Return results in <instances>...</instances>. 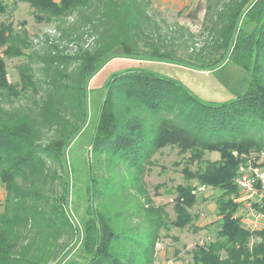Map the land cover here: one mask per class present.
Here are the masks:
<instances>
[{
  "label": "trees",
  "instance_id": "1",
  "mask_svg": "<svg viewBox=\"0 0 264 264\" xmlns=\"http://www.w3.org/2000/svg\"><path fill=\"white\" fill-rule=\"evenodd\" d=\"M19 2L33 9L39 23L54 24L55 32L36 55L42 80L32 81L26 67L12 83L4 58L21 56L24 42L16 44L11 26L0 24V264H155L159 232L169 223L163 207L148 203L135 210L118 203L119 191L136 177L98 188L88 160L103 156L109 168L118 164L141 173L164 146L218 153L199 176L201 186L221 191L213 240L196 246L190 264H264V225L245 229L235 201L238 167L264 151V0L214 2L206 31L219 56L207 66H198L204 64L197 58L191 67L182 65L211 72L228 60L250 71L245 91L232 100L204 101L178 81L139 68L112 73L91 124L84 180L67 157L88 125L90 80L117 58L172 59L142 50L141 10L131 1ZM5 10L0 0V14ZM82 182L83 216L75 200ZM194 189L176 199V225L197 218L184 210L193 205ZM252 207L264 216V197ZM138 211L144 229L128 223Z\"/></svg>",
  "mask_w": 264,
  "mask_h": 264
},
{
  "label": "rangeland",
  "instance_id": "2",
  "mask_svg": "<svg viewBox=\"0 0 264 264\" xmlns=\"http://www.w3.org/2000/svg\"><path fill=\"white\" fill-rule=\"evenodd\" d=\"M2 1L6 10L4 14H0V24L11 26L16 34L14 40L16 44L18 41L24 42L22 44L24 47H19L21 56L11 59L4 58L8 80L12 83L18 82L19 69L26 70V67H30L27 74L32 81L42 80L36 55L43 51L46 35H54V24L39 23L33 9L27 3L19 2V0ZM216 1L127 0L131 8L141 10L143 35L140 44L142 50L147 54L158 51L175 61H139L117 58L108 63L90 80L86 90L88 125L75 145V149L67 157L69 162H73V166L83 180L85 179L83 158L85 160H88L86 157L89 158V142L93 133L91 124L98 116L112 73L126 68H139L157 73L178 81L200 99L213 103L227 102L245 91L250 81V71L228 60L211 72L202 71L200 67H195L197 70L187 68L194 64L195 58L202 59L199 64H204H197L198 66H207L219 56V52L211 50V46L208 45L210 36L206 31L210 16L213 14L210 7ZM23 31L27 32V39L24 38ZM192 42L196 44L193 50ZM177 61L182 64L175 63ZM18 102L25 104V100L22 99ZM216 159H218L216 152L180 151L176 147L164 146L149 159L141 173L128 170L118 164L110 165L109 168L103 156L99 161L96 159L88 161L91 162L92 172L97 177L98 188L107 184L103 182L119 187L136 177L129 187L123 189L122 192L119 191L118 203H123L135 210H139L141 206H146L148 203L155 207H163L169 223L159 232L160 239L155 247V264H167L168 262L190 264L192 251L196 246L213 240L218 220L215 201L221 191L209 186H201L199 179L206 165ZM78 186L75 191V200L81 205L79 212L83 216L86 200L84 190L87 185L82 182ZM198 187L205 189L195 194L193 205L190 208L184 209L190 219L197 218L192 220V225L189 223L176 225L177 210L181 208L176 199L186 192L185 190L191 192L192 189ZM238 198L241 197L238 196ZM142 215L143 211L136 212L131 221L128 219V223L140 224L144 229L146 225L142 222ZM236 215H247V219H252L244 207L239 208ZM257 224L263 226L264 218L257 221Z\"/></svg>",
  "mask_w": 264,
  "mask_h": 264
},
{
  "label": "built area",
  "instance_id": "3",
  "mask_svg": "<svg viewBox=\"0 0 264 264\" xmlns=\"http://www.w3.org/2000/svg\"><path fill=\"white\" fill-rule=\"evenodd\" d=\"M264 151L258 154L255 158H251L246 162L240 164L235 177V185L239 191V196L235 200L236 203L241 204L247 210L252 219H247V215H240L241 222L245 229L254 231L261 226L257 221L264 218V216L255 212L252 207L253 204H258L264 197ZM205 188H196L192 192L193 195L203 192ZM253 198L255 199L253 201ZM240 207V208H241ZM172 264V263H167Z\"/></svg>",
  "mask_w": 264,
  "mask_h": 264
},
{
  "label": "crops",
  "instance_id": "4",
  "mask_svg": "<svg viewBox=\"0 0 264 264\" xmlns=\"http://www.w3.org/2000/svg\"><path fill=\"white\" fill-rule=\"evenodd\" d=\"M3 192H2V189L0 188V202L2 201V199H3Z\"/></svg>",
  "mask_w": 264,
  "mask_h": 264
}]
</instances>
